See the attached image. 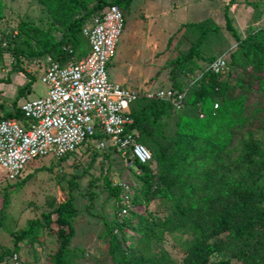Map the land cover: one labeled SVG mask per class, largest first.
Here are the masks:
<instances>
[{"label":"trees","instance_id":"trees-1","mask_svg":"<svg viewBox=\"0 0 264 264\" xmlns=\"http://www.w3.org/2000/svg\"><path fill=\"white\" fill-rule=\"evenodd\" d=\"M37 1L47 9L59 35L52 39L48 30L21 21L17 36L23 40L14 37V41L28 51L23 52L18 46L3 48L0 43V59L3 52H11V64L22 72H25L19 68L22 58L44 60L51 56L62 64L82 59L89 52L83 26L112 5L125 16L132 3V0ZM224 19L225 31L236 39L225 59L226 72L215 74L210 70V63L224 56L203 57L199 49L205 42L204 33L187 49L179 51L178 47L179 53L166 64L171 88L183 94L181 110L164 101L140 99L132 104L129 114L132 124L125 131L135 129L138 143L152 154L147 163L129 156L122 158L135 168L126 167V172L133 176V184L124 181L112 186L110 176L106 175L108 170L103 172L101 166L105 187L120 201L119 217L113 225L105 222L110 235L107 254L112 264H177L164 248L167 239L180 252V264H264V111L253 110L255 119L250 123L242 98L235 97L237 90L264 97V28L254 29L243 38L232 25L228 8ZM9 42L13 44L12 40ZM199 61L204 66L201 70ZM26 75L28 83L19 88L20 95L28 91L34 80V75ZM188 75L194 76L187 83L179 81L180 76ZM154 78L151 83L157 77ZM19 96L12 101L11 111L0 112V120L22 119L17 106ZM215 104L217 107L213 108ZM174 112H179L178 116L186 122L178 130H166L165 118ZM105 141L109 143L105 135L97 133L83 144L94 145L103 159L109 161L112 153H118ZM100 142L106 146L98 148ZM68 155L53 158L61 160ZM80 176L70 178L67 200L43 214L44 223L31 220L26 228L13 234V249L6 251L0 245V264L8 257L14 264H30L28 259L25 263L22 249L44 245L42 231L52 223L53 214L59 246L49 264H76L69 246L74 236L73 219L78 215L73 190L78 187L76 179ZM97 181L90 183L89 188L96 186ZM88 194L91 199L95 197L91 191ZM123 195L127 203H123ZM122 210L126 214H121ZM77 250L74 251L79 256ZM13 255H17L16 260Z\"/></svg>","mask_w":264,"mask_h":264},{"label":"rangeland","instance_id":"rangeland-1","mask_svg":"<svg viewBox=\"0 0 264 264\" xmlns=\"http://www.w3.org/2000/svg\"><path fill=\"white\" fill-rule=\"evenodd\" d=\"M167 1L169 2V0H149L145 4V0H132L129 12L125 14V29L107 68L109 81L121 83L124 79L126 87L130 86V89L136 92L142 90L143 86L146 87L144 89L151 91L171 88L170 69L166 68L167 61L175 57L180 50L187 49L192 42L199 38V35L204 33L206 34L205 42L199 49L203 57L211 59L223 55L227 59L230 48L236 45V39L225 31L226 21L223 19V10L221 7L215 6L217 1L221 4L219 0L210 1L209 5L201 10V14L198 13V8L191 4L185 8L171 11L167 17L150 14L153 5L158 4V9L165 8ZM233 2L240 4L241 10L239 7L238 11L234 10L237 9L235 5L233 8L231 7L234 14H230V10L228 13L233 19L234 28L243 38L249 36V33L253 32L254 29L264 28V0H233ZM253 5H258V7L254 9ZM171 6L170 4L169 7L172 8ZM207 8H209V14L205 11ZM204 14L215 18L212 19L214 21L212 23L207 22V20L202 23L199 22L203 19L201 15L206 16ZM245 16L248 20H245ZM258 16L260 17L259 21ZM21 21L48 30L52 39H56L59 35V32L55 31L56 25L52 22L47 9L37 0H0V43L4 45L3 48L5 46L11 48L18 46L21 51H28L19 42L23 38L17 36L20 32L19 23ZM167 23H172L173 25H169L172 27L167 26ZM187 23H195L198 26L186 27ZM175 26H178V31H175V36H171L172 39L167 44L168 41L164 38L165 33L161 28L176 30ZM202 29L204 32L201 31ZM158 36L162 39V48H158L159 45L154 47L150 43L149 38ZM14 37L19 40L17 43L14 41ZM10 40L13 41V44H10ZM156 42L159 44L157 39ZM178 47H180L179 51ZM9 55L12 53L3 52L0 59V112L2 114L11 108L12 101L20 95L18 93L19 88L27 84L29 79L26 72L13 67L14 65L11 64L12 57ZM38 63L44 64V61L42 59L26 60L22 58V64L19 65V68L33 70ZM199 67V70L204 68L201 62ZM155 76L157 77L155 82L151 83V79ZM193 76H180L179 81L187 83ZM28 88L25 94L19 96L18 107L26 101L44 96L48 90V87L40 81L37 74ZM235 97L242 98L248 121L251 118L250 123L255 119L252 115L253 110L259 108L264 111V97L261 94L237 90ZM186 110L184 106L183 113ZM179 114V112H174L165 118L166 130H178L179 127H182L186 120L179 117ZM262 121L264 122V115ZM92 146L94 145L82 144L73 153L61 160L51 157L31 160L16 180H8L5 172L0 170V245L6 251L13 249V234L26 228L31 220H39L44 223L43 214L67 200L68 181L73 176L81 175L76 179L78 187L73 190L78 215L73 219L74 236L69 249L73 253L76 264H112L107 254L110 235L105 222L108 225H113L115 218L119 217L118 205L120 201L109 194L102 176L107 169L106 175L110 176L108 179L112 181V186L124 181L131 182L133 176L126 172V167L132 166L131 163L124 161L119 154L115 153H112V158L110 157L109 161L103 159L102 155L99 154L100 152H97ZM87 149L89 150L87 151ZM92 160V166L88 168ZM101 166H103V172ZM108 166H110L109 169ZM132 170L135 168L132 167ZM96 179L99 180L96 182V186L89 188L88 185L93 184ZM262 185L264 187V182ZM90 191L95 194L93 199L89 197L88 192ZM122 200L124 201V198ZM121 214H123L122 211ZM55 219L56 215L53 214L52 223L43 228L42 234L45 242L42 247L36 245L29 248L25 247L23 257L25 263L28 259L30 264H49L51 255L56 252L59 246ZM115 232L116 230L113 231V233ZM169 241L167 239L163 243L164 248L170 253L172 262L175 261L180 264L181 254L171 247ZM74 250H77L79 256ZM17 252L20 253L21 249ZM1 264L14 263L8 257ZM232 264L240 263L233 262Z\"/></svg>","mask_w":264,"mask_h":264},{"label":"built area","instance_id":"built-area-1","mask_svg":"<svg viewBox=\"0 0 264 264\" xmlns=\"http://www.w3.org/2000/svg\"><path fill=\"white\" fill-rule=\"evenodd\" d=\"M125 20L117 6H109L83 26L89 52L82 59L62 64L47 56L44 64L24 69L27 74L39 75L48 90L44 96L19 106L22 119L0 120V170L8 180H15L29 161L71 154L97 133L107 137L108 146L115 147L121 158L129 156L139 163L151 160V152L137 141L138 132L125 131L132 124L131 106L146 99L164 101L181 110L183 94L172 88L151 91L144 87L136 92L109 81L107 68L125 29ZM210 70L215 74L226 72L225 58L214 59ZM216 107L215 104L213 108ZM105 146L98 144V148ZM122 198L127 203L124 195ZM122 213L126 214L125 210ZM16 259L17 255H13Z\"/></svg>","mask_w":264,"mask_h":264},{"label":"crops","instance_id":"crops-1","mask_svg":"<svg viewBox=\"0 0 264 264\" xmlns=\"http://www.w3.org/2000/svg\"><path fill=\"white\" fill-rule=\"evenodd\" d=\"M147 1H149V0H145V4L147 3ZM210 1H212V0H169V2L167 1V4H166V7L165 8H157V5L158 4H156V5H153L152 7H153V9H152V12L150 13V14H152V15H155V16H164V17H167L168 15H169V13H171V11H174L175 9H181V8H185L186 6H189V4H191L192 6H196L197 8H198V13H200L201 14V10H203L204 8H206V5H209V2ZM214 1H216V0H214ZM220 2H221V4L220 3H218V1H217V4L215 5L217 8H219V7H221L222 8V10H223V19H224V12H225V8H228V10H230L231 11V13L230 14H234V11L232 10V8L236 5V7H237V9H234V10H239L240 9V4H238V3H235V2H233V0H219ZM172 5L171 7L172 8H170L169 7V5ZM232 7V8H231ZM238 7H239V9H238ZM156 9H158L157 11H155ZM241 10V9H240ZM205 11H207V13L209 14V8H207ZM204 15H206V16H203V15H201L202 16V18H200V19H202V20H200L199 22H205L206 20H207V22H213L212 21V19H215V18H211V17H209V16H207V14H204ZM246 17V19L245 20H248L247 19V16H245ZM256 21V20H255ZM258 21H259V19H258ZM199 22H196V23H199ZM187 24H191V23H187ZM192 24H195V23H192ZM247 24H249V22L247 21ZM167 26H169V25H173L172 23H167L166 24ZM232 25H233V22H232ZM234 26V25H233ZM169 27H172V26H169ZM181 27H182V25H181ZM241 27V26H240ZM174 28H177L176 30H169V29H164V27H162L161 28V30L163 31V33H165V36H164V38H166V40L168 41L167 42V44L169 43V40L170 39H172V37L171 36H175L174 34H175V31L177 32L178 31V26H175ZM245 28H247V27H245ZM244 28V29H245ZM164 30H166L165 32H164ZM150 39V43L154 46V47H158V45H159V47L158 48H162V39H161V37L160 36H158V37H156V38H154V37H151V38H149ZM148 39V40H149ZM156 39L159 41V44L156 42ZM166 47H167V45H166ZM165 47V48H166ZM162 52V51H161ZM121 84H123V85H125L126 86V84H125V81H124V79H122V82H121ZM134 86V85H133ZM129 88H130V86H129ZM143 88H144V86H143ZM146 88V87H145ZM12 110V106H11V108L8 110V111H11ZM7 111V112H8ZM24 250L25 249H22V251H23V253H24ZM25 254H26V252H25Z\"/></svg>","mask_w":264,"mask_h":264},{"label":"clouds","instance_id":"clouds-1","mask_svg":"<svg viewBox=\"0 0 264 264\" xmlns=\"http://www.w3.org/2000/svg\"><path fill=\"white\" fill-rule=\"evenodd\" d=\"M225 58V57H224ZM226 59V58H225Z\"/></svg>","mask_w":264,"mask_h":264}]
</instances>
